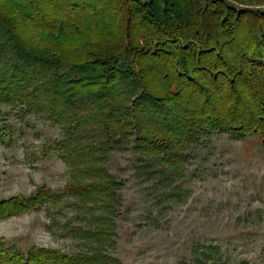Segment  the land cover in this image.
<instances>
[{
    "label": "trees",
    "instance_id": "trees-1",
    "mask_svg": "<svg viewBox=\"0 0 264 264\" xmlns=\"http://www.w3.org/2000/svg\"><path fill=\"white\" fill-rule=\"evenodd\" d=\"M5 1L0 102L61 123L65 138L56 148L72 180L61 194L41 184L27 196L0 197V218L63 197L77 207L96 203L100 214L66 227L93 242L86 249L11 247L1 251V263L122 264L108 252L121 183L104 163L131 135L142 167L166 180L180 172L189 147L212 133H258L264 146V7L230 0ZM157 164L167 170L154 171ZM203 249L197 264L228 263L219 259L223 253L213 259L217 245Z\"/></svg>",
    "mask_w": 264,
    "mask_h": 264
},
{
    "label": "rangeland",
    "instance_id": "rangeland-1",
    "mask_svg": "<svg viewBox=\"0 0 264 264\" xmlns=\"http://www.w3.org/2000/svg\"><path fill=\"white\" fill-rule=\"evenodd\" d=\"M230 1L264 7V0ZM62 138L61 123L24 105L0 102V197L27 196L41 184L61 194L72 180L56 148ZM135 144L129 136L104 163L121 183L115 213L109 214L111 255L122 264H197L204 246L217 245L215 260L223 253L219 259L227 264H264V146L258 133L243 139L212 133L189 147V158L171 180L146 171ZM165 168L157 164L154 171ZM174 186L179 193L169 195ZM69 199L0 218V254L11 247L69 254L86 249L91 241L66 227L100 214L98 204L77 207Z\"/></svg>",
    "mask_w": 264,
    "mask_h": 264
}]
</instances>
